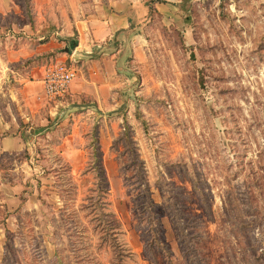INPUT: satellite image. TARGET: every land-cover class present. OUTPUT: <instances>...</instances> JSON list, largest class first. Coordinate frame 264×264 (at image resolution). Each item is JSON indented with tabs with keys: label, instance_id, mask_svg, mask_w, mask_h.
I'll list each match as a JSON object with an SVG mask.
<instances>
[{
	"label": "rangeland",
	"instance_id": "1",
	"mask_svg": "<svg viewBox=\"0 0 264 264\" xmlns=\"http://www.w3.org/2000/svg\"><path fill=\"white\" fill-rule=\"evenodd\" d=\"M99 1L126 22L112 106L52 120L0 49V264H109L93 136L124 264H264V0Z\"/></svg>",
	"mask_w": 264,
	"mask_h": 264
},
{
	"label": "crops",
	"instance_id": "2",
	"mask_svg": "<svg viewBox=\"0 0 264 264\" xmlns=\"http://www.w3.org/2000/svg\"><path fill=\"white\" fill-rule=\"evenodd\" d=\"M31 1L34 13L32 24L24 22L22 10L15 0H0L1 17L11 14L15 18L6 26L0 24L3 66L7 68L35 55L49 54L44 57V62L26 65L17 73L21 77V91L27 105L35 109L47 99H53L49 110L52 120L55 116L61 120L65 116L62 114L64 108L68 113L76 107H90L89 104L98 110L112 106L111 101L116 102L113 90L123 86L120 76L126 70L120 42L112 38L120 28L126 27V22L117 18L109 5L99 0ZM53 61L74 64L77 76L63 96L47 97L42 78L47 64ZM28 74L30 80L23 78ZM82 99L88 103L80 105ZM13 138H1L2 148L13 149L16 142Z\"/></svg>",
	"mask_w": 264,
	"mask_h": 264
},
{
	"label": "trees",
	"instance_id": "3",
	"mask_svg": "<svg viewBox=\"0 0 264 264\" xmlns=\"http://www.w3.org/2000/svg\"><path fill=\"white\" fill-rule=\"evenodd\" d=\"M15 2L20 6L25 23L34 22V13L31 0H15ZM76 40L71 43L75 45ZM48 53H42L35 55L29 59H26L24 62L27 65H34L35 59L38 56L48 57ZM92 152L89 153L92 156L93 162L92 166L88 164L83 172L91 171L93 173V186L89 189L91 193L86 199L89 201V204L86 205L90 207V211L93 213V219L95 220V226L98 228L100 233L99 239L101 242H104L111 250V259L109 264H124L123 259L127 256V250L125 249L122 242L118 239L119 229L115 220L111 216V212L108 209L109 200H108V187L107 181L104 175V169L101 165V152L98 148L97 137H92ZM89 156V157H90ZM88 157V158H89ZM145 189L147 185L145 184Z\"/></svg>",
	"mask_w": 264,
	"mask_h": 264
},
{
	"label": "built area",
	"instance_id": "4",
	"mask_svg": "<svg viewBox=\"0 0 264 264\" xmlns=\"http://www.w3.org/2000/svg\"><path fill=\"white\" fill-rule=\"evenodd\" d=\"M77 76V68L72 63L53 61L45 69L42 78L44 94L47 97L63 96L70 82Z\"/></svg>",
	"mask_w": 264,
	"mask_h": 264
}]
</instances>
